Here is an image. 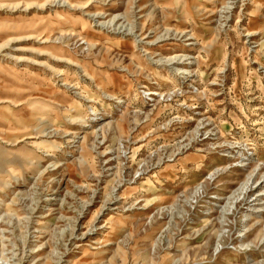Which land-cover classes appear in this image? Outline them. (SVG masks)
I'll return each instance as SVG.
<instances>
[{"label": "rangeland", "instance_id": "374dc122", "mask_svg": "<svg viewBox=\"0 0 264 264\" xmlns=\"http://www.w3.org/2000/svg\"><path fill=\"white\" fill-rule=\"evenodd\" d=\"M0 264H264V0H0Z\"/></svg>", "mask_w": 264, "mask_h": 264}, {"label": "bare ground", "instance_id": "6f19581e", "mask_svg": "<svg viewBox=\"0 0 264 264\" xmlns=\"http://www.w3.org/2000/svg\"><path fill=\"white\" fill-rule=\"evenodd\" d=\"M151 94H156V93H151ZM95 110V109H94ZM95 112V111H94ZM263 193H259V195L256 197V199L255 200H257L258 198H259V196H261ZM221 198H223V199H225L224 197H221ZM259 210V209H258Z\"/></svg>", "mask_w": 264, "mask_h": 264}]
</instances>
